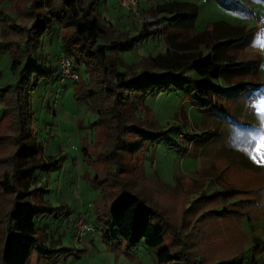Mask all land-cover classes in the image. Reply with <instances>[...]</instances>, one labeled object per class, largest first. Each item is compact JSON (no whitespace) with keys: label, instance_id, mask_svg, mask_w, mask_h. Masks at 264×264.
<instances>
[{"label":"rangeland","instance_id":"rangeland-1","mask_svg":"<svg viewBox=\"0 0 264 264\" xmlns=\"http://www.w3.org/2000/svg\"><path fill=\"white\" fill-rule=\"evenodd\" d=\"M31 1L0 0V175L4 158L17 148L16 130L8 118L2 119L20 66L11 69L9 44H22ZM172 1L196 7L194 30L178 35L181 40L215 22L250 30L232 48L234 62L241 64L222 73L224 95L216 98L222 111H200L191 103L194 92L186 96L174 88L135 99L134 114L126 121L149 133L163 132L156 140L142 141L117 128L115 112L84 95V88L75 96V81L85 87L89 83L83 64L75 69L74 82L39 81L29 93L35 147H28L27 157L55 164L33 170L35 179L28 186L40 192L38 197L30 195L29 201L52 212L35 222L36 239L26 264H156V250L162 247L170 253L184 247L195 264H264V166L251 158L264 140V114L258 111L264 101V0H135V15L121 9L117 0H99L94 11L104 30L100 40H115L120 33L133 36L142 24L160 28L155 6ZM234 1L247 13L220 5L238 6ZM69 30L55 23L41 39L37 52L49 65H56L60 35L67 36ZM165 44L161 37L138 43L119 56L124 65L117 69L157 72L149 56L164 52ZM119 58L113 61L118 63ZM238 82L254 85L239 92L228 88ZM9 132L10 144L3 143ZM125 194L136 195L172 227L163 232L158 247L127 250L122 241L101 238L96 215L105 214L111 202ZM13 199L0 192V249L4 216ZM86 211L93 228L75 241L74 222Z\"/></svg>","mask_w":264,"mask_h":264},{"label":"trees","instance_id":"trees-1","mask_svg":"<svg viewBox=\"0 0 264 264\" xmlns=\"http://www.w3.org/2000/svg\"><path fill=\"white\" fill-rule=\"evenodd\" d=\"M97 2L99 0H32L27 13L30 25L24 28L22 42L19 39L22 44H9L10 67L14 70L20 66L14 91L6 97L2 119L8 118L13 130H16L14 140L17 148L10 157L4 158L5 166L0 175V192L14 196L13 203L11 202V207L4 216L6 225L0 249V264H26L36 239L34 236L38 228L35 222L44 214L47 216L52 212V208L29 201L30 195L39 196L37 193L40 189L34 188L31 191L28 185L35 179V176L32 177L33 170L51 169L55 162L47 163V159L29 158L27 155L30 152L27 150L29 146L35 147L31 143L32 111L29 93L41 80L60 79L57 62L56 65H49L41 52H37L41 39L51 31L55 23L70 27L67 36L60 35L61 48L57 54L66 55L74 71L83 64L90 75L86 87L72 80L75 83V96L76 91L84 88V95L97 100L103 109L115 112L117 128L125 130L123 133H131L137 140H156L163 132L149 133L143 126H135L133 122L126 121L134 114L135 99L143 100L154 92L174 88L183 91L185 95L194 92L195 98H189L192 105L200 111L221 110L216 98L224 95L225 86L219 84L218 80L229 67L241 64L234 62L232 49L250 31L241 26L215 22L195 31L186 40L180 39L178 35L182 32L194 30L197 13L192 4L177 1L156 4L154 10L159 17L160 28L148 29L142 24L133 36L120 33L115 40L105 42L100 40L104 30L94 11ZM235 3L238 6H231L230 3L220 5L228 11L247 13L242 4ZM159 37L166 42L164 52L149 56L150 66L156 68L157 72H149L146 68L130 72L127 69H117L118 65H124L120 55L133 50L144 40ZM200 47L205 52L202 53ZM117 58L120 59L118 63L113 61ZM212 80L217 83L214 84ZM253 85L238 82L228 88H235L239 92ZM9 135L3 143L10 144L13 135L11 132ZM102 216L106 217V221L103 222ZM95 219L101 226L100 233L104 241H122L127 250L139 245L154 249L162 243L165 230L173 231L170 224L161 221L156 212L142 204L134 194L118 197L111 202L105 214H97ZM152 219H155V224L151 222ZM71 234L73 235V231ZM155 262L195 264L184 247H178L175 253H170L167 247L157 249Z\"/></svg>","mask_w":264,"mask_h":264},{"label":"built area","instance_id":"built-area-1","mask_svg":"<svg viewBox=\"0 0 264 264\" xmlns=\"http://www.w3.org/2000/svg\"><path fill=\"white\" fill-rule=\"evenodd\" d=\"M117 4L121 9L126 10L128 13L132 15L136 14L135 0H117ZM56 62L60 73V81H62L63 79L75 80L77 78V73L72 70L70 60L66 55L59 53L57 55ZM87 213V211L80 212L74 222V230L72 237L75 241L83 237L86 231H91L93 228L92 226L88 225L89 222Z\"/></svg>","mask_w":264,"mask_h":264},{"label":"snow or ice","instance_id":"snow-or-ice-1","mask_svg":"<svg viewBox=\"0 0 264 264\" xmlns=\"http://www.w3.org/2000/svg\"><path fill=\"white\" fill-rule=\"evenodd\" d=\"M258 111L264 114V101L260 102ZM251 158L254 162L264 166V140L257 143V146L254 150V155Z\"/></svg>","mask_w":264,"mask_h":264},{"label":"crops","instance_id":"crops-1","mask_svg":"<svg viewBox=\"0 0 264 264\" xmlns=\"http://www.w3.org/2000/svg\"><path fill=\"white\" fill-rule=\"evenodd\" d=\"M231 12H233V11H231ZM218 83H219V84H222V80H221V78L218 80ZM230 85H232V84H230Z\"/></svg>","mask_w":264,"mask_h":264}]
</instances>
